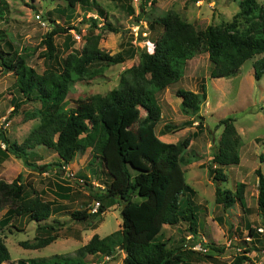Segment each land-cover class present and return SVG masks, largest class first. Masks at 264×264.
<instances>
[{
	"label": "trees",
	"instance_id": "1",
	"mask_svg": "<svg viewBox=\"0 0 264 264\" xmlns=\"http://www.w3.org/2000/svg\"><path fill=\"white\" fill-rule=\"evenodd\" d=\"M64 1L69 8H75L82 0ZM239 9L232 21L209 25L204 30H198L184 21L174 10L153 19L149 27L159 35L153 52L144 51L139 65L122 73L117 88L106 95L79 99L75 107L69 105L68 96L77 82L94 80L110 66L135 58L134 50H128L131 55L128 51L112 55L99 47L100 35H93L92 31L84 49L80 53H70L61 64V69L53 64L40 74L27 63L30 58L27 50L19 51L13 47L9 32L0 29V68L2 72L15 76L17 90L12 98L13 110L9 118L18 114L26 104H38L39 107L24 112L23 116L26 121H40L23 143L11 144L1 130L0 142L6 145L7 151L23 161L26 168L40 174L57 169L62 171L75 160L77 153L92 149V161L102 160L110 183L106 191L94 194L95 201L99 203L96 212L90 213L91 208L77 210L71 217L74 221L85 222L104 214L115 204L121 207V230L104 238L96 234L88 244L79 248L75 258L53 264H88L87 256L101 254L111 257L115 247L126 254L123 264H184L189 258L201 256L196 251L185 249V237L176 240L177 245L173 247L170 246V238H164L166 226L185 224L194 242L197 240L201 223L196 212V192L187 183L184 171V167L192 162L184 155L198 133L178 143L163 141L156 132L161 121V107L149 87L165 86L178 79V72L171 62L172 58L177 60L180 55L182 60L190 61L197 55L207 54L213 67L212 79L231 77L245 62L264 55V5L257 0H240ZM8 11L6 0H0V19H4ZM49 21L55 26L46 34L43 43L48 60L54 62L57 56L55 36L77 30V27H62L52 18ZM90 21L94 28H98L97 19ZM102 28L112 33L119 32L106 20ZM253 66L255 79L262 80L264 56L257 58ZM177 96L181 99L182 113L189 117L197 116L198 130H202L204 117L199 112L207 99L205 85L201 94L179 89ZM141 110L147 113L145 119L141 118ZM234 122L230 117L219 122L217 129L222 128L221 140L218 152L211 161L214 169L210 167L209 172L216 185L215 203L228 208L238 201L247 213L251 210L246 203V183H238L235 192L223 190L219 185L226 181L224 168L240 165L242 159L240 151L243 142ZM135 125H138L136 130ZM190 125L187 121L180 126L166 125V129L179 132ZM38 146L57 153L59 163H32L28 151ZM255 174L258 215L264 220V174L260 169ZM22 180L21 174L12 182L0 180V212L7 209L0 218V264L11 260L2 232L16 218L26 217L30 222H37V230L42 232V237L37 238L35 243L21 242L20 246L25 249H43L59 238L58 228L47 223L54 214L53 203L45 201L36 191L29 194ZM91 188L93 191L94 188ZM259 235L258 231L250 229L252 240L258 239ZM204 249L202 254L214 260L215 264H248V254L256 250L254 247L246 248L233 261L219 263L217 257L224 254L225 247L209 244L204 245ZM26 262L20 260L18 264ZM31 264H41V261L32 260Z\"/></svg>",
	"mask_w": 264,
	"mask_h": 264
},
{
	"label": "rangeland",
	"instance_id": "2",
	"mask_svg": "<svg viewBox=\"0 0 264 264\" xmlns=\"http://www.w3.org/2000/svg\"><path fill=\"white\" fill-rule=\"evenodd\" d=\"M264 5V0H257ZM9 11L4 19H0V29L10 34L12 46L19 51L27 50L30 55L27 63L38 73L43 74L54 64L58 68L70 53H80L87 37L100 35L99 47L104 51L116 55L120 52L134 50L136 57L126 63L110 66L103 74L89 81L76 83L72 93L69 94L71 107H75L77 100L87 99L93 95H106L117 88L122 73L134 65H139L144 51L153 52V45L159 35L149 27V23L163 16L167 11L174 10L186 22L193 24L198 30H204L209 25H221L230 22L240 11V0H82L75 8H69L64 0H6ZM103 15H100V13ZM142 16L140 19L138 17ZM62 27L74 26L77 30L67 34L55 36L57 56L50 62L46 56L44 37L55 26L49 19ZM90 19H97L98 28H94ZM110 23L119 32L112 33L103 30L104 21ZM170 46L173 43H169ZM178 49V48H177ZM131 55V52L128 51ZM264 55L258 56L261 58ZM256 58V59H257ZM179 59V60H178ZM172 58L173 68L178 72V79L165 86H150L161 107V121L156 128L157 134L167 143H178L187 136L198 133L192 140L191 146L186 150L185 158L191 164L184 167L187 183L195 190L196 212L201 227L198 230L197 240L188 232L185 224L177 227H165L164 238L171 241L170 246H176V240L185 237L186 250L196 251L201 256H194L184 264H215L202 254L200 247L215 244L225 247V252L217 257L219 263H229L242 254L246 248L254 247L249 253L248 264H264V220L258 215L257 202V169L264 174V77L257 81L254 77V61L248 60L242 68L231 77L212 79V65L207 54L195 56L192 60H182L180 57ZM174 60V62H173ZM54 66V67H55ZM61 69V68H60ZM205 85L207 99L202 104L199 114L204 117V128L198 130V117L185 116L180 108L181 99L177 96L179 89L202 93ZM17 94L15 76L1 71L0 68V130L8 137L11 144L23 143L27 137L39 126L40 121H26L23 113L39 107L38 104H26L22 110L13 117L12 98ZM147 113L141 110V118L145 119ZM233 118L234 124L242 138L241 163L237 166H226L224 173L226 181L219 185L223 190L236 191L238 183H246V203L250 207L245 212L237 201L231 207L224 208L215 203L216 185L210 176L209 168L214 166L211 161L218 152L222 128L217 129L221 120ZM189 121L191 125L184 130L175 132L167 130L166 125L180 126ZM138 125H135L136 130ZM204 130V131H203ZM203 131V132H202ZM29 152V160L39 165L59 163L57 153L46 147L38 146ZM92 149L84 153H77L75 160L65 169L48 173L40 177L37 172L25 170L23 161L17 159L6 150V145L0 142V180L12 182L22 173L24 182L35 181L42 187L43 195L53 199L55 207L50 225L58 228L59 238L49 247L38 251H31L20 246L21 242L35 243L42 237L37 222H30L26 217L16 218L12 224L3 229L2 235L10 252L11 260L4 264H18L27 258H42L41 264L64 262L77 256L79 248L88 244L92 237L98 234L101 238L109 236L122 226L121 207L115 204L98 217L90 218L85 222L74 221L71 214L77 210L89 209L94 213L99 203L94 194L104 192L110 183L104 164L101 159L92 161ZM40 174V173H39ZM47 175V174H45ZM58 175V176H57ZM62 175L70 181L62 186L58 177ZM23 181V180H22ZM60 186V193L55 196L45 186L48 182ZM88 183V184H87ZM44 184V185H43ZM43 185V186H42ZM91 186L94 188L92 191ZM54 188V187H52ZM56 190V188H54ZM32 189L28 188L29 194ZM60 199L59 201H57ZM7 209L0 212V218ZM58 217H62L61 221ZM43 225V224H42ZM250 229L258 231L259 240L250 237ZM262 229V232L259 231ZM175 240V242L173 241ZM206 247V246H205ZM125 253L121 248L115 247L111 257L105 255L87 256L88 264H123ZM45 257V258H44ZM31 264L32 260H26ZM38 263V262H37Z\"/></svg>",
	"mask_w": 264,
	"mask_h": 264
},
{
	"label": "crops",
	"instance_id": "3",
	"mask_svg": "<svg viewBox=\"0 0 264 264\" xmlns=\"http://www.w3.org/2000/svg\"><path fill=\"white\" fill-rule=\"evenodd\" d=\"M25 170H27V171H29L30 169H28V168H26L25 167ZM30 173H29V175L28 176H30V174H31V172H34V171H29ZM36 173V172H35ZM56 173H57V170L54 172V174L56 175ZM21 175H22V173H20ZM38 174V178H39V181L38 182H42V180H40V177H41V175L42 176H48V173H46L47 175H45V174H39V173H37ZM58 176V175H57ZM58 182H60L59 184H61L62 186L65 184V182H67L68 183V185L69 186H66V185H64L65 186V189L66 190H68L67 188H71L70 186H73V184L70 182V181H67V180H65V178L62 176V175H60L59 177H58V180H57ZM23 183L26 185V187H27V190H28V188H30V189H33V191H36V192H38L39 194H40V196L45 200V201H49V202H52L53 203V208H56L55 207V201L53 200V199H50V198H46L43 194V191H42V187L40 188V184L41 183H37V182H35V181H29L28 183H25L24 182V177H23ZM44 185V184H43ZM42 185V186H43ZM45 186L49 189V191H51L52 193H54V195L55 196H58V194H61L60 193V187H57V184L56 183H52L51 181H49L48 182V185L47 184H45ZM52 187H54V188H56V190H54V188H52ZM257 187V186H256ZM255 193H257V196H258V191H255ZM57 201H59V203L61 202L60 201V199L58 200V198H57ZM250 208V207H249ZM54 220V219H56V216H51V218L49 219V220ZM58 220H60L61 221V219H62V217H58L57 218ZM49 220L47 221V222H49ZM45 223H43V225H44ZM49 247V246H48ZM28 250H31V249H28ZM40 250V249H39ZM31 251H38V250H31ZM126 256V255H125ZM45 258V257H44ZM125 258V257H124ZM36 259H42V258H27L26 260H36ZM124 260V259H123ZM218 264V263H217Z\"/></svg>",
	"mask_w": 264,
	"mask_h": 264
},
{
	"label": "built area",
	"instance_id": "4",
	"mask_svg": "<svg viewBox=\"0 0 264 264\" xmlns=\"http://www.w3.org/2000/svg\"><path fill=\"white\" fill-rule=\"evenodd\" d=\"M96 212V211H95ZM262 231V230H261ZM201 252H205V249L203 247H200Z\"/></svg>",
	"mask_w": 264,
	"mask_h": 264
}]
</instances>
